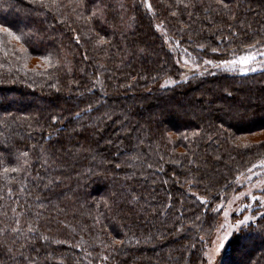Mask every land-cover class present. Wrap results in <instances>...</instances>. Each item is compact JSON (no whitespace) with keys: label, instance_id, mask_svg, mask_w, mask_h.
<instances>
[{"label":"trees","instance_id":"trees-1","mask_svg":"<svg viewBox=\"0 0 264 264\" xmlns=\"http://www.w3.org/2000/svg\"><path fill=\"white\" fill-rule=\"evenodd\" d=\"M0 25V264H206L264 161V69L179 58L264 45V0H0ZM217 264H264V212Z\"/></svg>","mask_w":264,"mask_h":264},{"label":"rangeland","instance_id":"rangeland-1","mask_svg":"<svg viewBox=\"0 0 264 264\" xmlns=\"http://www.w3.org/2000/svg\"><path fill=\"white\" fill-rule=\"evenodd\" d=\"M168 38L169 37L166 35L165 39L169 42V46L173 47V41H169ZM259 53H264V45L247 49L245 52L225 60L229 61V63L221 61L208 64L204 62L201 65L194 64L185 56H181L179 58V65L182 73L179 80H185L196 73L227 71L246 74L262 70L264 69V56L259 55ZM248 56H253L255 59L247 63L241 62L242 58ZM231 61L236 62L231 63ZM245 69H247V71H245ZM172 83H174L173 80L164 84ZM253 197H256V199H253ZM262 205H264V161L253 165L239 179V184L234 194L226 203L219 206L221 212L216 227L211 237L207 239L205 252L206 264H217V262H219L223 249L232 234L242 227L255 222L264 212V206ZM245 217L249 218L247 223L242 225L237 224V221H243Z\"/></svg>","mask_w":264,"mask_h":264},{"label":"snow or ice","instance_id":"snow-or-ice-1","mask_svg":"<svg viewBox=\"0 0 264 264\" xmlns=\"http://www.w3.org/2000/svg\"><path fill=\"white\" fill-rule=\"evenodd\" d=\"M220 2L222 3L223 0H220ZM145 3H147V0H145ZM147 6H148L149 9L151 8V5H147ZM224 7H227V5L225 4ZM93 15H96V12H93ZM0 32L7 33L9 35H12L13 34L10 28L4 27L2 25H0ZM16 38L19 39L20 37H16ZM212 51H216V49H212ZM259 55L264 56V53H259ZM254 59H255V57L248 56L246 58H242V61L241 62L247 63L248 61L254 60ZM235 62L236 61H231V63H235ZM206 63L211 64L212 61L209 60V61H206ZM224 63H229V61H224ZM245 71H247V69H245ZM53 119H55V118H53ZM25 155H27V153H25ZM6 171H7V169H6ZM253 199H256V197H253ZM202 202H203V200H202ZM262 206H264V205H262ZM248 220H249V218L248 217H245L243 221H237V224H241V225L242 224H245V223L248 222ZM17 230L18 229H16V228H13L12 229L13 232H16ZM31 230H33V229H30V231ZM42 239H47V237H42ZM8 252L11 253V249H8ZM25 260L27 261V264H36L35 260L32 257H30V256L29 257H25Z\"/></svg>","mask_w":264,"mask_h":264}]
</instances>
